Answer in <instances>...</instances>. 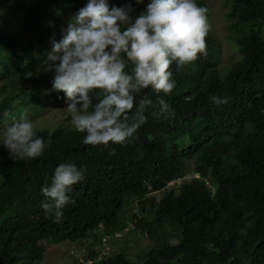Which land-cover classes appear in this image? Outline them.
<instances>
[{"label":"trees","instance_id":"obj_1","mask_svg":"<svg viewBox=\"0 0 264 264\" xmlns=\"http://www.w3.org/2000/svg\"><path fill=\"white\" fill-rule=\"evenodd\" d=\"M129 2L133 15L144 7L134 0L109 5ZM85 3L0 0L8 18L0 31V126L25 109L29 117L45 101H65L62 92L45 94L53 74L41 65L50 37L58 40ZM196 3L208 18L206 3ZM225 7L237 51L225 71L209 29L206 55L172 68L171 93L135 94V101L150 97L153 104L163 97L175 110L172 120L146 108V123L123 145H85L83 133L58 126L36 129L48 144L39 157L14 160L0 147V264L40 262L44 244L64 241L85 251L72 264H264V0H226ZM213 95L228 102L216 106ZM68 162L85 178L72 186L74 203L57 220L41 208L40 189ZM134 202L138 210L129 212ZM103 242L114 250H87ZM142 243L140 253L130 251Z\"/></svg>","mask_w":264,"mask_h":264},{"label":"clouds","instance_id":"obj_2","mask_svg":"<svg viewBox=\"0 0 264 264\" xmlns=\"http://www.w3.org/2000/svg\"><path fill=\"white\" fill-rule=\"evenodd\" d=\"M134 3L144 4L135 15L131 2L110 7L109 0H86L61 26L60 38L50 37L41 70L53 75L51 88L44 91L63 93L64 109L75 131L84 134L85 145L125 144L146 123L148 107L153 108L154 118L172 120L175 110L163 97L153 104L150 97L135 101V94L151 88L168 95L176 86L172 68L206 55L208 10L196 0ZM210 99L220 106L229 98L213 95ZM26 113L22 110L0 129V147L14 160L39 157L48 147ZM84 178L82 167L58 164L40 189L45 215L62 218L64 208L74 203L72 186Z\"/></svg>","mask_w":264,"mask_h":264},{"label":"rangeland","instance_id":"obj_3","mask_svg":"<svg viewBox=\"0 0 264 264\" xmlns=\"http://www.w3.org/2000/svg\"><path fill=\"white\" fill-rule=\"evenodd\" d=\"M208 9H209V15H208V24L209 29L214 32L215 37L217 38V42L220 45V55H219V66L221 70L225 71V68H227L232 61H235L237 58V51L234 48V43L232 42V39L228 37V33L230 35V24L232 25V22H228L225 19V4L226 0H203ZM8 18L5 15L3 11L0 10V31L6 29L8 22ZM262 33L264 35V27L262 30ZM45 101L44 104H41L40 108H36L33 110L29 118L33 121L35 130L36 129H54L58 126H67L69 128H73L70 123V117L65 111L66 107V101H63L61 103H52L48 101ZM7 123H4L0 128L2 129L4 125ZM182 180H177L173 184H169V188L171 186H179ZM152 195L159 199L161 194L160 192L152 193ZM136 202H134L133 207L130 206L127 210L129 212H135L138 210L136 208ZM102 253L111 252L114 250V246L107 243H102L100 246H95L94 248L87 249L88 251H91L93 249H100ZM44 255L43 259L40 262L34 263V264H72V262L76 259L81 260L82 255H84V250L81 249L80 246H78L76 243H70V242H61L58 244H44ZM143 249V243L139 245H132L131 250L133 253H140ZM26 263H29V260L25 261Z\"/></svg>","mask_w":264,"mask_h":264}]
</instances>
